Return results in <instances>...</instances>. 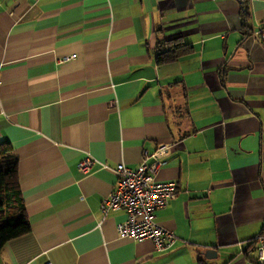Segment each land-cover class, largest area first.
<instances>
[{
  "label": "crops",
  "instance_id": "1",
  "mask_svg": "<svg viewBox=\"0 0 264 264\" xmlns=\"http://www.w3.org/2000/svg\"><path fill=\"white\" fill-rule=\"evenodd\" d=\"M0 0V142L18 156L31 231L0 264H256L264 232V0ZM193 51L158 64L166 40ZM167 48V47H166ZM70 59L65 60L67 57ZM169 145L156 221L122 238L101 205L118 163ZM98 162L83 174L79 161ZM106 163L108 167H103Z\"/></svg>",
  "mask_w": 264,
  "mask_h": 264
},
{
  "label": "built area",
  "instance_id": "2",
  "mask_svg": "<svg viewBox=\"0 0 264 264\" xmlns=\"http://www.w3.org/2000/svg\"><path fill=\"white\" fill-rule=\"evenodd\" d=\"M239 1L243 5L248 0ZM254 35L264 44V26L256 29ZM70 58L71 56L65 60ZM169 153V145H159L153 152H144L138 167L118 163L115 168L117 181L101 205L105 216L111 210L125 211L126 219L117 223L120 237L135 241L150 240L158 251L170 250L178 241L174 230L167 229L156 221V211L167 206L178 193L176 182L158 181L159 171L166 164ZM97 162L94 157L86 156L79 161L78 166L86 175L92 172ZM103 167L108 165L103 163ZM252 244L256 252L253 261L264 264V232L255 235ZM45 264L53 263L50 261Z\"/></svg>",
  "mask_w": 264,
  "mask_h": 264
},
{
  "label": "trees",
  "instance_id": "3",
  "mask_svg": "<svg viewBox=\"0 0 264 264\" xmlns=\"http://www.w3.org/2000/svg\"><path fill=\"white\" fill-rule=\"evenodd\" d=\"M247 16V5H242ZM158 52L157 63L164 64L179 59L194 47L181 37L166 40ZM167 47V48H166ZM31 231V224L18 183V156L9 141L0 142V251L4 245Z\"/></svg>",
  "mask_w": 264,
  "mask_h": 264
},
{
  "label": "rangeland",
  "instance_id": "4",
  "mask_svg": "<svg viewBox=\"0 0 264 264\" xmlns=\"http://www.w3.org/2000/svg\"><path fill=\"white\" fill-rule=\"evenodd\" d=\"M246 4V3H245Z\"/></svg>",
  "mask_w": 264,
  "mask_h": 264
}]
</instances>
